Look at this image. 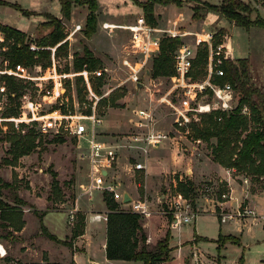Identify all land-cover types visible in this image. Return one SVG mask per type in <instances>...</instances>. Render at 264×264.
I'll list each match as a JSON object with an SVG mask.
<instances>
[{
  "label": "rangeland",
  "instance_id": "rangeland-1",
  "mask_svg": "<svg viewBox=\"0 0 264 264\" xmlns=\"http://www.w3.org/2000/svg\"><path fill=\"white\" fill-rule=\"evenodd\" d=\"M243 1L250 3L256 9L252 13V17H256L258 14L264 17V14L262 15L264 13V0ZM137 5L135 0H99V8L96 11L98 29L91 37H87L85 34L86 19L89 13L87 5H74L70 20L64 19L62 13L61 17L56 15L63 19L66 29L69 30L68 46L60 52V55H56L58 46L48 47L51 49V61L43 59V62L37 63L33 67H21L20 72L23 75L19 79L27 80L28 84L23 89V95L19 98L21 103L19 115L11 116L15 119L3 117V112L9 107L10 101L6 94L0 98V176L12 183V188L2 189L5 193L6 202L16 210L22 211L21 217L24 222L23 216L26 212L31 214L29 217L34 221L36 216L39 217L41 213L45 212L38 209V202L42 200H45L46 205L44 207L47 210L68 213L69 209L77 208L76 218L79 212L86 215L88 212L103 213L105 210H109L105 201L106 191H89L88 189L90 165L88 160L83 158V152L86 148L81 147L78 139L70 132L72 115L75 118L85 120L84 115L91 114L93 108L96 107L97 113L104 119L99 130L100 137L112 141L120 139L136 129L138 120L135 111L138 108L158 104L157 124L168 132L169 137L153 152L152 156L150 155L148 176L129 168L130 154L128 151H124L110 178L111 181L121 182V189L132 191L142 199L148 197L151 207L157 211L150 217H142L144 226L150 222L147 225L148 237L150 235L149 238L152 239L150 244L155 245L170 229V246L173 247V256L177 260L183 259L190 253L184 258V264H203L201 256H197L193 260L196 253L190 252L193 241H198V248L209 253L208 256H205V264H215L220 259V257L215 256L220 252L215 240L219 239L221 235H236L241 238L242 242L226 245L223 253L225 259L221 264H240L242 261L244 264H264V220H258L256 223L251 218L238 217L235 220L221 222L214 201H219L217 204H219L220 211L223 209L235 212L239 209L235 200H231V208L226 204L233 197V190L227 187L225 178L227 167L212 158L211 143L215 141V138L207 142L193 136V124L200 123L204 114L215 110L224 112L231 110L226 111L218 108V98L214 89L208 84L204 88H197L198 94L194 99L185 94L184 88H174L173 77L177 75L175 55L181 44L173 56L174 75H152L151 73L154 58L160 51L161 40L160 45L152 50L151 57L140 70L139 80L134 81L131 78L133 70L124 62L125 59L137 67L144 58L142 52L134 51L133 32L125 28L131 23H137V20L141 18V10L138 7L140 5ZM196 5L195 1H184L180 6L182 8L157 4L158 12L155 13L158 25L149 24L161 29L172 28L186 33L181 37L182 44H190L196 49L193 66L187 81L203 83L207 80L209 59L204 71L195 75L194 60L198 56L199 48L207 43L198 42L196 32H212L216 39L219 37L222 41H227L229 36L235 47L236 56L248 55L251 52L252 82L263 87L264 28L258 26L236 28L231 25L232 22L223 16L210 24L209 21L207 22L208 13L205 18L198 19L193 16ZM50 8L60 12L58 0H54ZM51 14L55 15L54 13ZM44 20L50 21L51 18L44 16ZM79 23L84 24L83 28L71 34L74 26ZM105 23H110L108 26H113V28H105ZM28 24L30 23L27 22L26 26ZM144 24H148L145 18ZM115 25L120 26V28H116ZM31 33L35 35L33 39H36L40 34L37 28ZM161 36L162 39L176 37L168 32H162ZM228 43H230L229 40ZM85 45L91 49L96 58L101 60V63L94 70L84 68L81 71H76L75 59L84 54ZM32 50L37 51L39 49ZM3 59L4 57L1 56L0 67ZM44 64L48 65L44 66ZM82 78L83 80H81ZM99 78H101V85L99 86L101 93L95 90L92 83L93 79L98 82ZM138 82L144 83L141 89L137 87ZM0 84L4 87L2 83ZM81 86L85 87L84 99H81L78 92ZM29 100L38 103L37 111L39 114L36 115L37 119L35 120L27 118V116H32L30 108L27 106L30 103H26ZM169 101L188 109L191 118L188 126L179 127L175 123L174 108ZM231 102L235 108H238L239 98L235 88ZM205 103H211L212 109L200 111V105ZM248 110L247 107H244L246 113ZM22 112H24V118L21 117ZM13 126L23 134L33 132L37 136V147L18 160H13L11 143L6 140ZM6 158L11 162L13 160V162H5ZM239 175L240 177H235L236 181L233 183L236 188L234 195L243 194L241 191L246 187L251 188L250 181L242 182L243 176ZM179 181H193L198 187L196 207L193 203L192 205L199 215L186 224L176 221L178 215L175 213L162 214L160 212L170 207L171 203L178 198H186L192 202L190 195L186 197L177 190ZM261 184L263 181L256 187V193L262 191ZM218 187H222L228 196L219 198L216 191ZM13 192L18 193L22 200L21 203L11 199L10 196L14 195ZM122 207L126 208L127 206ZM8 211L14 212L13 209ZM11 217L19 225L20 215L11 214ZM76 218L73 223H70L69 218L67 219L72 230L76 224ZM14 231V229L4 231L0 229V235H4L5 237L2 238L8 239L13 245L17 244L16 242L20 240V237L22 240L28 237V234H15ZM32 231L34 232V230ZM32 234V240L23 243L32 245V248H41V245H38L36 238H34L35 233ZM71 239L72 235L67 238L68 241ZM75 241L76 238L73 240V246ZM247 242L249 246L245 247ZM25 245L22 247L26 248ZM224 245L223 242L219 244L221 248ZM16 246V250L12 248L5 257H0V264H3L7 257L14 259L13 264H25L36 259L34 257L17 259L16 253L21 244ZM44 256L47 258L46 255ZM209 258L212 260L210 261ZM177 260L176 262L171 261L170 264L181 263ZM35 264L53 263L39 262ZM82 264L89 263L82 260ZM117 264H144V262L119 260Z\"/></svg>",
  "mask_w": 264,
  "mask_h": 264
},
{
  "label": "trees",
  "instance_id": "trees-1",
  "mask_svg": "<svg viewBox=\"0 0 264 264\" xmlns=\"http://www.w3.org/2000/svg\"><path fill=\"white\" fill-rule=\"evenodd\" d=\"M184 1H195V18H205L209 12L220 14L230 22L241 27L258 26L264 28V17L260 14L252 17L256 10L250 3L243 0H223L220 3H213L208 0H135L143 8L144 18L148 24L158 25L155 13V5L176 4L181 6ZM0 4L13 6L21 10L26 16L44 15L51 18L50 21L43 20L37 27L39 36L33 39L29 33L10 25L0 24V29L4 35V42L1 44V56L4 57L1 67L3 70H16L19 66L29 68L37 63L43 62V59L51 58V49L48 47H57L56 55L68 46L69 30L63 23V19L50 12H36L23 9L21 5L9 1L0 0ZM61 13L64 19L72 18L73 7L76 4L87 5L89 13L86 19L85 34L87 37L93 36L98 29V15L96 11L99 8L98 0H60ZM65 40V41H64ZM222 40L218 37L214 40V45H218ZM31 43H36L40 47L35 51L31 49ZM182 45L181 36L165 37L162 39L160 51L154 58L152 75H174V52L179 45ZM209 59V45L204 43L199 48L198 56L194 60L195 75L204 71ZM51 61V60H50ZM50 63V62H49ZM101 60L96 58L91 49L85 45L84 54L75 59L76 71L84 68L94 70L100 65ZM48 64H44L47 66ZM223 75L213 74L211 80L217 85L231 83L237 90L239 98L238 108L230 112L215 110L206 113L200 123H194L193 136L211 143L212 158L214 161L222 164L231 170L234 175L241 174L244 179L251 183L252 191L255 192L259 183L261 189L264 188V86L260 87L252 82V67L249 58L225 59L222 64ZM206 75V74H204ZM3 87L1 95L6 94L10 101L9 107L3 112V117L19 115L21 105L19 98L23 95L24 88L28 81L19 79L18 76L10 73L0 75ZM83 80V78L81 79ZM101 78L97 82L92 80L93 86L98 93H101ZM85 87L81 86L78 90L81 99L85 98ZM244 107L249 110L246 113ZM36 135L33 132L21 133L14 126L6 140L11 143L13 160H18L21 156L29 154L36 147ZM12 160V162H13ZM5 162L12 163L9 159ZM12 188V183L4 180L0 176V210L5 215L4 219L9 221L16 230L23 228L25 222L22 220V211L13 208L6 202L5 193L2 189ZM177 190L186 197H191L192 203L196 205V196L198 187L193 181H179ZM217 194L221 198L225 191L222 187L217 188ZM12 192V191H11ZM10 196L14 202L21 203L18 193L13 192ZM106 205L109 209L107 219V257L112 260H135L143 261L144 264H168L171 260L172 247L170 246L171 230L168 229L166 235L158 240L155 245L148 241L149 237L145 230L142 216L136 212L123 208L122 202L114 199L110 192L105 195ZM196 207V206H195ZM13 209V213L8 210ZM220 208L217 207V213L220 216ZM20 215L19 225L11 217V214ZM41 219V231L44 236L57 242L73 246L74 238L84 234L86 227V215L79 212L76 218V224L72 230V239H61L51 233L43 224ZM220 243H240V240L232 235H221L216 240ZM219 250L221 249L218 246ZM83 250L84 249H80ZM75 264V263H70Z\"/></svg>",
  "mask_w": 264,
  "mask_h": 264
},
{
  "label": "built area",
  "instance_id": "built-area-1",
  "mask_svg": "<svg viewBox=\"0 0 264 264\" xmlns=\"http://www.w3.org/2000/svg\"><path fill=\"white\" fill-rule=\"evenodd\" d=\"M109 23H105V28H113V26H108ZM126 28L133 32V46L134 51H140L143 53L144 58L139 66L134 67L128 59H125V63L132 67L133 73L131 78L134 81L139 80V73L143 66L147 63L151 57L152 50L159 46L162 40L161 33L168 32L172 36H184L186 33H182L181 30L161 29L159 27H153L149 24H144V17L138 19L137 23L128 25ZM32 38H35L34 33L30 34ZM198 37V42L204 41L209 45V73L208 78L203 83L188 82L187 77L193 66V59L196 54V49L190 44H182L175 55L176 59V70L177 75L173 77L174 88H184L186 95L190 96L192 99L198 94L197 88H204L206 84L214 89L216 97L218 98V108L222 110H232L235 107L232 105V97H234V87L231 83H225L224 85H217L211 82V77L215 73L217 75H223L224 69L222 68L223 61L225 59H234V50L231 44V38L228 36V40L221 41L218 45H214L215 34L212 32H196ZM4 42V36L0 32V61H1V44ZM32 49H40L36 43H31ZM21 66L16 70H3L0 67V75L3 73L14 74L21 77L23 73L20 72ZM1 83V82H0ZM3 87L0 84V98L2 97L1 92ZM56 93V92H55ZM162 100V99H161ZM172 108H174L175 123L179 127H186L191 122L190 115L188 114V109L180 107L172 101H169ZM26 103H30V113L32 116H27L29 120L37 119V114L39 112L38 103L29 100ZM157 108L158 104L151 105L149 107L138 108L135 113L137 116V127L135 130L125 134L120 139H115L112 141L104 140L100 137V128L104 123V119L100 114L97 113L96 107L93 108L91 114L84 115L86 118L82 120L80 118H75L72 115L71 129L70 132L78 139L81 147H85L86 150L83 152L84 159L88 160L90 165V180L88 181V189L92 190H103L110 192L114 199L122 202L123 206H127L125 209L136 212L142 217H150L154 215L157 211H154L151 207V202L148 197L140 198L133 197L132 201L128 204L123 203L124 189H121V182L111 181L110 178L113 175L114 170L117 168L121 154L124 151H128L130 156V169L135 172H142L145 176L149 173V157L153 149L158 148L163 144L169 137L168 132L160 128L157 124ZM212 109L211 103H205L200 105V111H208ZM23 116V117H22ZM22 118L25 117L24 112L21 115ZM20 117V118H21ZM19 118V119H20ZM2 119V118H1ZM10 119H15L11 117ZM26 120V119H25ZM106 171V173H104ZM248 182V179H245ZM230 190H232L230 188ZM128 191V190H127ZM130 193V192H129ZM223 197H227L226 192L222 193ZM77 208H71L68 211V218L70 223H73L76 218L75 212ZM108 212H97L94 214V219L102 220L108 219ZM162 214L175 213L178 215L176 221L182 222L184 224L196 219L197 212L193 209L191 201L186 198H178L171 203V206L167 209L160 211ZM248 215H257V212L249 207L242 206L235 212H225L221 214V220L227 222L228 220L235 219L237 217H246ZM181 216V218H180ZM261 216H264L263 214ZM180 219V220H179ZM178 223V222H177ZM8 254V250L4 243L0 241V257H5Z\"/></svg>",
  "mask_w": 264,
  "mask_h": 264
},
{
  "label": "crops",
  "instance_id": "crops-1",
  "mask_svg": "<svg viewBox=\"0 0 264 264\" xmlns=\"http://www.w3.org/2000/svg\"><path fill=\"white\" fill-rule=\"evenodd\" d=\"M7 1L12 2V3H17V4L21 5L23 9H27L30 11H36V12H40V13L51 12V13H54L55 15H58L61 17V4H60V12L58 10H51V8H50L51 3L54 0H7ZM209 1L213 2V3H220L223 0H214V1L209 0ZM58 2L60 3V0H58ZM98 2H99V0H98ZM169 5L175 6L177 8L178 7L182 8V7L177 6L175 4H169ZM138 7L141 10L140 11L141 12V18H143L144 17L143 16V10L140 6H138ZM155 12H158L157 4L155 5ZM263 14L264 13H262V15ZM219 18H221L220 14H217L214 12H209L207 15V22L209 21V23L211 24V23L216 22ZM43 20H44V15L33 14L31 16H26L21 10L16 9L13 6L6 5V4H0V24L10 25V26L18 28V29H20L26 33L31 34V32L35 31V29L39 26V24ZM27 22L30 23V24H28V26H26ZM132 24L133 23H131L129 25H132ZM231 25L233 27H236V28L241 27V26L235 25L234 23H231ZM83 26H84L83 23L76 24L74 26L73 30L71 31V34H74L77 31L81 30L83 28ZM115 27L120 28V26H117V25H115ZM242 28H245V27H242ZM260 28H262V27H260ZM126 29H128V28H126ZM232 46H233V44H232ZM233 50H234V57L235 58H249L251 61V52L248 55L244 54V56H236L235 55L236 50H235L234 46H233ZM251 67L253 70L252 61H251ZM156 149H153L151 151V154H150L151 156ZM225 170H226L225 171L226 172L225 178L227 181V187H229L233 190V197L226 202L227 206L229 208H231L230 207L231 200H235L238 203L239 207L240 206H242V208L249 207V208L254 209L257 212V215H248V216L243 217V218H251L256 223L258 222V220H264V216H261L262 214L264 215V188L261 189L262 191H259L258 193H256V192L252 191V187L250 189H248L246 187L245 189H243V191H241V193H243V194H238V195L235 194L234 195L236 188H235V186H233V183L236 181L235 177L236 178H237V176L240 177V175H234L232 173V171L229 169H225ZM241 180H242V182L245 181V179L243 177ZM130 194H132L133 197H137L136 194L132 191L130 192ZM218 202H219L218 200L213 202L216 205V207L219 206V204H217ZM45 205H46L45 200L38 202V209L45 211V212H43L44 214L42 217L43 224L48 228V230L51 233L57 235L61 239H67L69 236L72 235V227L68 224V221H67L68 213H65L63 211L57 212V211L47 210V208L44 207ZM103 206H105V205H103ZM257 208H259L261 210L259 211ZM222 210L220 212V218H221L222 213L231 211V210L230 211H225V210L222 211ZM107 211H109V210H105L104 212H107ZM95 213H97V212H95ZM95 213L94 212H88L86 214L85 232H84V234H82L76 238L74 246H68V245H65L63 243L57 242L55 240H52V239L44 236L42 234L41 229H39L41 226L40 218L36 216L35 218L37 221L36 220L34 221L33 219H31V217H29V215H31V214H28L27 212L24 213L23 218L25 220V225L23 226V228L21 230H16L12 225H9V221L4 219L5 215L3 217V215L0 213V229L3 231L14 229L15 234H21V235L28 234V237L25 240H22V237H20V240L16 242L17 244H21V247L18 248V252L16 253L18 256L17 259H20V258L21 259H23V258L28 259V258H32V257L36 258L34 261H31L29 263L26 262L25 264H35V263H39V262H47V263H53V264H59V263H61V264H70V263L82 264V260L88 262L89 264H94V262L103 263V264H117V262L119 260H112V259H109L107 257V251H106L107 219L106 220L105 219L96 220V219H94ZM198 215H199V213H198ZM235 219H232V220H235ZM221 222H223V221L221 220ZM148 224H150V222H148L146 224V226H144L146 231L148 230L147 229ZM32 230H34V232ZM32 233H35L34 238H36L35 240H37V244L41 245V248H36V247L32 248L33 247L32 245H30V244L25 245L23 243L24 241L29 242L30 240H32V238H33ZM147 234H149L148 231H147ZM232 236H234V235H232ZM2 237H5V236L0 235V241H2L4 243L5 247L8 250V253H9V250H11L12 248H14V250H16L17 244L13 245L8 239L5 240ZM6 237H8V236H6ZM149 237H150V235H149ZM235 237L240 240V243L242 242L241 238H239L236 235H235ZM150 240H152V239H150V238L148 239L149 243L151 242ZM197 242L198 241H193V243L191 244L192 250L190 252L194 251L196 253L195 256L193 257V260L197 256H199V257L201 256L202 257L201 261L203 262V264H205V256L209 253H205V252L201 251L198 248L199 246H198ZM230 243L233 244L232 242L226 243L219 250L220 252L217 255H215V256L220 257V259H218V261L215 262V264H221L222 262H224V259H225V256L223 255L224 248H226V245L230 244ZM23 245H25L24 247H26V246L27 247L23 248L22 247ZM218 246H219V243L217 242V247ZM248 246H249V243L247 242L245 247H248ZM80 249H84V251L80 250ZM44 255H46L47 258H45ZM188 255H190V253ZM187 256H185V257H187ZM184 258L183 259L180 258L177 260L176 257L173 256V247H172L171 260L168 262V264H170L171 261L176 262V260L181 262L179 264H184L185 263ZM13 260L14 259L7 257L4 259L5 262L3 264H13L12 263ZM182 260H184V261H182ZM209 260L211 261L212 259L209 258ZM240 264H244V262L242 261V263L240 262Z\"/></svg>",
  "mask_w": 264,
  "mask_h": 264
},
{
  "label": "water",
  "instance_id": "water-1",
  "mask_svg": "<svg viewBox=\"0 0 264 264\" xmlns=\"http://www.w3.org/2000/svg\"><path fill=\"white\" fill-rule=\"evenodd\" d=\"M144 86V83L142 82H138L137 83V87L138 89H141L142 87ZM104 173H106V171H104ZM132 201V196L131 194L129 193V191L125 190L124 192V197H123V203L125 204H128ZM94 264H103V263H97V262H94Z\"/></svg>",
  "mask_w": 264,
  "mask_h": 264
}]
</instances>
